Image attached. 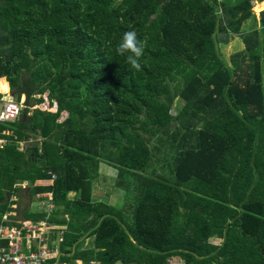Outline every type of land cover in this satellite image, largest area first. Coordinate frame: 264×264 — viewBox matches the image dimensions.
<instances>
[{
    "label": "trees",
    "instance_id": "1",
    "mask_svg": "<svg viewBox=\"0 0 264 264\" xmlns=\"http://www.w3.org/2000/svg\"><path fill=\"white\" fill-rule=\"evenodd\" d=\"M263 1L0 0V78L33 109L0 125V220L26 180L53 192L60 262L264 264ZM132 29L139 71L116 52ZM101 163L123 206L94 201Z\"/></svg>",
    "mask_w": 264,
    "mask_h": 264
},
{
    "label": "built area",
    "instance_id": "2",
    "mask_svg": "<svg viewBox=\"0 0 264 264\" xmlns=\"http://www.w3.org/2000/svg\"><path fill=\"white\" fill-rule=\"evenodd\" d=\"M0 93L2 94L0 125L18 121L26 107L25 101H17L10 92L0 91ZM44 100L45 102L37 105V108L42 111L58 112L57 104L52 106L47 97H44ZM0 145H5V139L2 136H0ZM48 174L56 178L54 172L50 171ZM20 184L25 187L26 182ZM32 200L36 204L35 210L46 215L44 220L34 221L20 217L18 197H10L11 205L0 220V264H69L60 262L59 257L60 244L63 242L65 232L47 220L58 208L52 193H36ZM91 263L100 264L96 261ZM167 264H187V261L183 256L175 254L169 258Z\"/></svg>",
    "mask_w": 264,
    "mask_h": 264
},
{
    "label": "crops",
    "instance_id": "3",
    "mask_svg": "<svg viewBox=\"0 0 264 264\" xmlns=\"http://www.w3.org/2000/svg\"><path fill=\"white\" fill-rule=\"evenodd\" d=\"M263 2H257L256 5L260 6V3H261V5H263L264 4ZM262 10H264V9H262ZM258 17H260V16H258ZM258 17H257V21L260 19ZM232 36H236V35H232ZM236 37H237V39H239L242 42L241 38H239L238 36H236ZM243 47L244 46L242 43L241 46H237L236 49L234 48L233 51H231V53L235 52L237 50H240ZM231 53H229V55ZM2 78H5V80H7L6 77H2ZM6 83H7V81H6ZM8 83H9V81H8ZM8 83H7V91L9 89V92L11 93V87H10V84L8 85ZM7 91H6V93H7ZM160 170L162 171V168H160ZM100 173L101 174H100L99 178L95 181V184H94V187H95L94 188V199H95L94 201H97V202L101 201V202H104V203H107L110 205H112L111 204L112 202H115L114 204H116V202H117L118 206H123L126 203V196H125L126 190L123 188H120L116 185V178L118 177V171L114 168H111L110 166H108L104 163H101L100 164ZM24 182H26L25 187H22L23 184L22 185L18 184L17 187H18L19 193L17 192L16 194H13V196L18 197L17 203L19 205V215H20V217H23V218H24V216H23L22 211L23 212L26 211L28 213H34V214H37L40 212L38 210H35L36 204L33 201L34 199L32 200V198H35L36 193H52V197L54 199L52 191L36 192L33 194L28 193L29 192L28 182L26 180H23L21 183H24ZM107 189H109L108 192H106ZM70 197L74 198L75 192H71ZM8 200L10 202V199H8ZM55 225L59 230H62L64 232L67 229L66 225H60V224H55ZM86 244H88V243H86ZM77 262H78V264H82V260H77Z\"/></svg>",
    "mask_w": 264,
    "mask_h": 264
},
{
    "label": "clouds",
    "instance_id": "4",
    "mask_svg": "<svg viewBox=\"0 0 264 264\" xmlns=\"http://www.w3.org/2000/svg\"><path fill=\"white\" fill-rule=\"evenodd\" d=\"M145 48L146 41L140 39L138 33L132 29L124 32L120 43L116 47V52L121 56H125L126 62L139 71L141 69L140 60L144 55Z\"/></svg>",
    "mask_w": 264,
    "mask_h": 264
},
{
    "label": "rangeland",
    "instance_id": "5",
    "mask_svg": "<svg viewBox=\"0 0 264 264\" xmlns=\"http://www.w3.org/2000/svg\"><path fill=\"white\" fill-rule=\"evenodd\" d=\"M259 7H260V8H259ZM262 9H264V4L261 5V3H260V6H259V5H255L253 11L256 13V16H257V17L260 16V13H261L260 11H261ZM258 18H260V17H258ZM242 43H243V42H241L239 39H237L236 36H232V35H230V36H228V37L226 38V41L220 43L219 46H220V49H221L222 53H223L225 56L228 57L229 53H231V51H233L234 48L236 49L237 46H241ZM243 46H244V44H243ZM1 79H3V78H0V80H1ZM6 81H7V80H6ZM9 84H10V83H9ZM10 87H11V86H10ZM0 89H3V87L0 86ZM3 90H6V89H3ZM6 91H7V90H6ZM11 95H12V97H14L12 91H11ZM44 97H47V96L45 95ZM14 99H16V98L14 97ZM21 101H22V102H23V101L26 102V96H23L22 99H21ZM46 105H47V104H46ZM183 106H184V103H183L182 101L177 100V101L175 102V107L173 108L172 113H173L174 115H176V114H177L176 109L179 110V109H181ZM55 110H57V108H55ZM32 112H33V109H29V116H32ZM66 117H68V114H67V113H64V114H63V117H62L61 120H63V119L66 118ZM23 145H24V143L21 142V143H20V149L22 148ZM155 164H156V163H155ZM166 174H167V173H166ZM108 190H109V189H107L106 192H108ZM114 203H115V202H112L111 204H112L113 206H116V205L118 204L117 202H116V204H114ZM86 243H89V242H86Z\"/></svg>",
    "mask_w": 264,
    "mask_h": 264
},
{
    "label": "water",
    "instance_id": "6",
    "mask_svg": "<svg viewBox=\"0 0 264 264\" xmlns=\"http://www.w3.org/2000/svg\"><path fill=\"white\" fill-rule=\"evenodd\" d=\"M31 120H32V117L29 116V108L25 107L23 110L21 121L27 123V122H30Z\"/></svg>",
    "mask_w": 264,
    "mask_h": 264
},
{
    "label": "bare ground",
    "instance_id": "7",
    "mask_svg": "<svg viewBox=\"0 0 264 264\" xmlns=\"http://www.w3.org/2000/svg\"><path fill=\"white\" fill-rule=\"evenodd\" d=\"M8 81V80H7Z\"/></svg>",
    "mask_w": 264,
    "mask_h": 264
}]
</instances>
